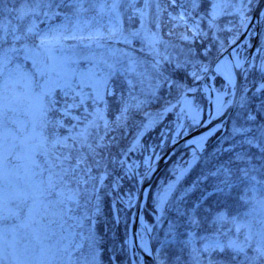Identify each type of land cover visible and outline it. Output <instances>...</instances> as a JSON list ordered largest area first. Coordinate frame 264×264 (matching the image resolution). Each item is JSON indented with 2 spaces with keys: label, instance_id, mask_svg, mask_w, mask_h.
<instances>
[{
  "label": "snow or ice",
  "instance_id": "1",
  "mask_svg": "<svg viewBox=\"0 0 264 264\" xmlns=\"http://www.w3.org/2000/svg\"><path fill=\"white\" fill-rule=\"evenodd\" d=\"M251 4L0 0V264H100L102 205L133 207L145 120L200 123L205 99L225 139L190 187L141 190L155 224L135 238L152 264H264V45L229 51Z\"/></svg>",
  "mask_w": 264,
  "mask_h": 264
},
{
  "label": "trees",
  "instance_id": "2",
  "mask_svg": "<svg viewBox=\"0 0 264 264\" xmlns=\"http://www.w3.org/2000/svg\"><path fill=\"white\" fill-rule=\"evenodd\" d=\"M216 84L220 85L221 81L218 79ZM253 103L254 104L258 103V101H254ZM166 127H167L166 122L162 121L158 126H155L153 127L152 130H149L148 132H146L142 136L141 145L145 146L149 144V142L157 143L160 139V129L166 128ZM226 133H227V129L224 134ZM220 134L221 132L217 133L215 136H213L210 139L209 144L206 148V151H204L202 155L196 153L198 157L197 162L189 170V172L184 177V179L179 184V186L190 187L192 183L197 179V177L200 174V170L204 165L207 151H211L213 146H215V144L217 143L215 141L217 137H219ZM191 158H192V154L189 152V150L184 151L181 157L179 158L180 160L178 161L179 163L178 165L181 166L182 168H186L189 165V161ZM167 169L168 168H166L160 176V178L163 179V184L165 185L168 184L169 181L176 179L175 177H171L169 175ZM159 180L160 179H158V181L154 184L151 191H154L153 189L156 190L159 187V184H157L159 183ZM123 188H124L123 192L129 191V189L133 190L135 188V182L131 179H126L123 182ZM149 203L150 201H147L146 207L144 210V217L146 221H148L149 223H153L154 222L153 215H152L153 213L151 209L148 207ZM111 204H112V201L108 200L102 205L104 209V214L99 217V222L97 225L98 239H100L103 244V248L101 249L100 260L102 264H108L109 258H112L115 264V256L116 254L121 253L122 248H123L126 250V255L121 254L120 261L122 262V264H129L130 261H129L128 251H127V246L124 244V240L127 238L129 215L131 211H127V210L125 211L124 209L123 211L121 210L120 218L117 223L114 220L112 208H111V216L108 215ZM160 227H166V225H161ZM156 234H157L156 232L152 233L153 236H155Z\"/></svg>",
  "mask_w": 264,
  "mask_h": 264
},
{
  "label": "rangeland",
  "instance_id": "3",
  "mask_svg": "<svg viewBox=\"0 0 264 264\" xmlns=\"http://www.w3.org/2000/svg\"><path fill=\"white\" fill-rule=\"evenodd\" d=\"M245 3H247V0H244ZM142 3V0H141ZM254 0H252V4L253 5ZM247 12L248 17L251 14V7L249 9L245 10ZM226 19H231V18H224ZM260 25L262 30L260 29V33L258 36V47H260L261 45H264V13L261 16V21H260ZM242 29V28H241ZM241 29L239 30V32L236 34L237 36L239 35V33L241 32ZM227 33V32H226ZM229 36V34L227 33L225 37H223V39H227V37ZM221 39V38H220ZM251 45V37H248L245 40V45H243L241 48L236 50V53L238 54L239 58H241V52L244 51V55L245 53V47L248 48ZM227 46V45H226ZM257 47V48H258ZM257 48L254 51V56H258L257 53ZM209 86V85H208ZM220 90L222 91L223 89L220 88ZM211 100H213L210 97ZM205 102V103H204ZM214 102V101H213ZM196 103L199 105L200 108V116L199 119L200 121L203 120V116H207L211 113V109L209 107H207V103H208V99H205L203 101L197 100ZM150 112H155L156 109H149ZM176 111L178 112L179 109H176ZM162 121H165L167 124L166 128H162L161 131V136H163V138H161L160 143H156V144H151L147 147H141L133 156H131V159L129 160V163H131L132 161H136V164L140 165L137 168V172H139L141 175H137L135 176L133 179L135 180L136 184H137V188L134 190L135 192V198L132 201V204H135L136 201V196H137V190L139 187V184L142 180V178L144 177V175L148 172V170L153 166V164L159 159V157L161 156V151L160 149L163 147H166V145H171L173 143H175L177 140H179L181 137L185 136L187 133L190 132L191 128H194L196 126H198L200 123H194L191 119H186V118H181L180 120V124L182 125L181 127H178L177 124V117L175 112L167 114V115H162L158 118H153L151 120H145V124L146 127L140 129V131L145 134L146 132H148L149 130H152L153 127L158 126ZM137 135V131L136 129H133L131 134L128 136V139L131 140L134 136ZM227 135V134H226ZM226 136H223L222 138H220V140H218L217 142H221L225 139ZM193 155V157L190 159L189 162H191V165H193L196 162V156L195 154L191 153ZM147 157L148 161L150 162V168H149V164L148 163H144V158ZM172 169H170V172H173L176 174L177 177H180V181L184 178V176L186 175L184 169L182 167H179L177 165L171 166ZM173 170V171H172ZM177 177L175 180L169 181L168 183H172L174 181L177 180ZM179 181V184H180ZM162 183V181H161ZM167 185V184H166ZM166 185H161L162 187L166 186ZM179 186V185H177ZM127 192H123L121 193V195L124 196L125 199H127ZM125 207V206H124ZM138 232L143 233L144 230L142 229V227L140 226L138 228ZM156 255V253H155ZM140 264V263H137Z\"/></svg>",
  "mask_w": 264,
  "mask_h": 264
},
{
  "label": "water",
  "instance_id": "4",
  "mask_svg": "<svg viewBox=\"0 0 264 264\" xmlns=\"http://www.w3.org/2000/svg\"><path fill=\"white\" fill-rule=\"evenodd\" d=\"M263 10H264V0H259L254 11H253V13H252V15H251V18L247 22V27H245L243 29V31H242L239 39H238L237 44L233 45L229 49V51H231L232 49H234L236 46H238L239 44H241L243 42L244 38L247 36V34L253 28L254 25L256 26V32H258L259 26L256 25V23H258L259 17H260ZM256 36H257V33L255 34L254 42H253L251 51H250L249 55L247 56L248 58H250L251 52L255 46ZM227 119H228L227 117H224V118L216 117V116H214V112H213L210 119L204 125H202L200 128H198L194 132L188 134L187 136L183 137L178 142H176L174 145H172L163 154V156L158 160V162L150 169V171L147 173V175L143 178L141 185H140V188H139L137 203H136V207H135V213H134V217L132 220L131 237L134 240L136 250L140 254L141 258H143L147 264H152L153 257L151 254L146 253L139 248V246L136 243V238L134 235L136 233L137 222L140 220L139 214H140L141 206H142V204L146 198L143 195V192L149 191V189H150L153 181L155 180V178L161 172L163 167L173 157H175L180 151L187 148L188 146L197 145L199 142H202L205 137H207L210 133H212L221 123L225 122ZM141 190H143V192Z\"/></svg>",
  "mask_w": 264,
  "mask_h": 264
}]
</instances>
